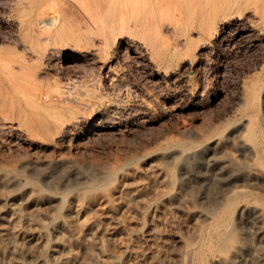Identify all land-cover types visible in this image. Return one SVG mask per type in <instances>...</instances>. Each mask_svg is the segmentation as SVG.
Returning a JSON list of instances; mask_svg holds the SVG:
<instances>
[{
	"label": "rangeland",
	"instance_id": "374dc122",
	"mask_svg": "<svg viewBox=\"0 0 264 264\" xmlns=\"http://www.w3.org/2000/svg\"><path fill=\"white\" fill-rule=\"evenodd\" d=\"M42 1L33 9L26 0H0V50L31 54L18 30L19 3L31 12L26 21L44 28L38 47L53 46L63 9L60 0ZM235 9L228 12L234 21L214 38L203 42L193 33L196 42L178 45V56L159 68L141 44L130 51L110 36L101 56L113 80L92 56L35 60L42 86L21 94L19 110L0 109V221L8 222L0 264L20 255L35 264L37 255L51 256L57 237H71L52 218L53 194L81 199L118 264H214V256L228 255L240 240L245 218L254 221L253 264H264V25L249 10L237 16ZM175 12L166 11L154 30L164 43L174 41L163 24ZM70 79L92 80L107 100L40 99ZM114 97L125 102L110 103ZM218 140L222 148L213 154ZM206 160L227 169L222 175L215 165L206 169Z\"/></svg>",
	"mask_w": 264,
	"mask_h": 264
},
{
	"label": "bare ground",
	"instance_id": "6f19581e",
	"mask_svg": "<svg viewBox=\"0 0 264 264\" xmlns=\"http://www.w3.org/2000/svg\"><path fill=\"white\" fill-rule=\"evenodd\" d=\"M26 1H28L26 4L34 3V5L39 4L41 6L40 0ZM47 1L50 2V0ZM60 1L63 11H60L62 10L60 8L58 11L61 14L60 12H58L60 15L56 14V21L59 26L54 32V44L46 50L42 49L41 46H39L40 48L38 47L44 28H36L33 22L28 23L26 21L31 13L28 11V7V9L25 8L26 6L21 5L22 3H19L18 8L15 7V16H17L20 24L18 30L25 41L28 38V43L27 41L24 42V44L27 43V45H24V49L30 51L29 53L32 55L27 56L23 53L21 57L12 55L14 57L12 58L10 56L11 50L8 55L7 49V51L4 48L1 49L2 51L0 50V109L8 113L19 110L21 108V94L24 95V92L28 91L31 87L36 89L42 86V84L35 80V74L39 69L37 67L39 64L35 61L37 59L45 58L50 61L58 56L66 61L79 58L85 60L90 58V56L93 59H102L101 53L102 50L104 51L103 48L106 44L108 45V38L114 36V39L129 44L130 51L136 48L135 44H141L143 50L141 52H144L143 54L147 55L149 61L159 68L162 64L170 63V61L178 56V45H191L196 42L192 36L193 33H197L199 35L197 40L201 39L203 42L214 38L217 31L222 27L221 25L225 21L232 20L233 12L231 14L228 12H231L233 8H236L235 10L238 12L237 16L239 10L241 11L240 13L243 10H249L250 15L258 19V23L260 22L264 25V0H252V2L248 0L249 4L240 2L241 0ZM244 3L246 4L244 5ZM32 4L29 7L33 8L34 5ZM56 4L58 5L57 2H55ZM58 7L59 5L56 8ZM171 10H175L177 14H172L163 25L172 34L174 41L172 43H164L154 35V30L158 27L162 15L166 11ZM43 11L38 16L40 24H46L49 19L45 14H42ZM29 19L32 20L31 18ZM32 32L35 33V37H33ZM31 35L33 36L31 37ZM124 37L127 40H124ZM94 39L98 40L99 43H95ZM3 49L6 51V54ZM134 53L137 52L135 51ZM106 60L107 58L101 60L102 67L107 69L106 75L113 80L116 73ZM91 81L89 79L82 81L70 79L66 83L58 84L57 87L42 91L40 99H43L45 102L75 101L80 105H85L87 98H89L91 101L98 103L100 101L101 103L105 98L103 99L102 96L95 93L94 84ZM123 100L124 97H114L108 101L110 103H122L125 102ZM219 143L220 140L217 141L216 147L214 146L213 150L211 149L213 154L220 152L222 146ZM212 162L207 160L204 162L206 169L211 165H215L221 175L222 172L226 171L227 167L224 162L219 160ZM0 171H2V168H0ZM14 173L18 175V172L15 171ZM62 196L59 194L51 196L56 200L52 218H59L58 224L64 227L71 237H57L51 249V256L46 257L44 254H39L34 259L35 264H118L117 258L109 253L106 247L104 233L94 227V218L82 212L81 199L73 194L65 202V198ZM250 208L255 210V207ZM7 223L3 220L0 221V235L3 237L8 236ZM242 225L245 227V231L240 240L236 244H233L234 246L228 255L221 257L214 256V264H221V260L226 261L227 264L254 263L256 256L255 253L250 254L249 248V233L253 231L254 221L253 219L245 218L242 220ZM259 232L262 233V243H264V230ZM94 245L103 256L102 262H98L94 258L92 250V246ZM23 262V257L20 255V258L14 264H24ZM4 264L11 263L7 260Z\"/></svg>",
	"mask_w": 264,
	"mask_h": 264
}]
</instances>
